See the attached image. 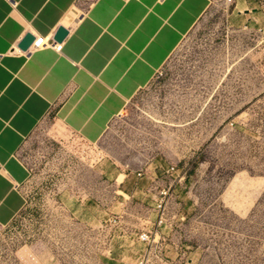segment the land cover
<instances>
[{
    "label": "rangeland",
    "instance_id": "1",
    "mask_svg": "<svg viewBox=\"0 0 264 264\" xmlns=\"http://www.w3.org/2000/svg\"><path fill=\"white\" fill-rule=\"evenodd\" d=\"M210 1L100 141L53 115L29 136L24 205L0 225V264H105L128 249L102 221L145 229L163 189L174 222L164 261L264 264V0Z\"/></svg>",
    "mask_w": 264,
    "mask_h": 264
},
{
    "label": "crops",
    "instance_id": "2",
    "mask_svg": "<svg viewBox=\"0 0 264 264\" xmlns=\"http://www.w3.org/2000/svg\"><path fill=\"white\" fill-rule=\"evenodd\" d=\"M78 2L0 0V225L24 205L21 151L37 126L53 115L86 143L100 141L211 3L95 0L80 11ZM60 27L69 30L62 42L55 40ZM28 34L34 40L22 50ZM40 38L62 44L61 52L29 54ZM129 252L114 249L105 264H126Z\"/></svg>",
    "mask_w": 264,
    "mask_h": 264
},
{
    "label": "built area",
    "instance_id": "3",
    "mask_svg": "<svg viewBox=\"0 0 264 264\" xmlns=\"http://www.w3.org/2000/svg\"><path fill=\"white\" fill-rule=\"evenodd\" d=\"M45 47H52L56 51L61 52L63 46L62 44L58 45L52 39L40 38L31 46L28 53L30 54ZM177 173L176 166H171L165 170L164 174L167 178L172 179ZM170 198L171 189H163L159 193V198L155 199L153 206L156 219L154 222H149L143 230L124 226L121 217L118 215L108 217L102 221V224L113 232L114 237L123 240L125 248L131 251L132 264H150L152 258L155 259V264H174L164 261L162 258L164 231H172L174 226L173 220L168 218ZM179 220L184 221V218Z\"/></svg>",
    "mask_w": 264,
    "mask_h": 264
},
{
    "label": "water",
    "instance_id": "4",
    "mask_svg": "<svg viewBox=\"0 0 264 264\" xmlns=\"http://www.w3.org/2000/svg\"><path fill=\"white\" fill-rule=\"evenodd\" d=\"M68 34H69L68 29H66L64 27H60L59 30L57 31V33L55 34V40L58 42H62L67 37ZM33 40H34V37L32 35L28 34L23 39L21 44L19 45V48L22 50H27L29 48V46L31 45V43L33 42Z\"/></svg>",
    "mask_w": 264,
    "mask_h": 264
}]
</instances>
